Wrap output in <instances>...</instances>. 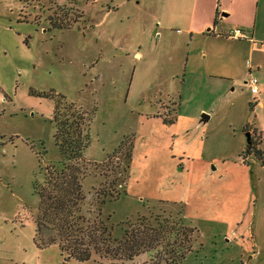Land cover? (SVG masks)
Wrapping results in <instances>:
<instances>
[{"label": "rangeland", "instance_id": "obj_1", "mask_svg": "<svg viewBox=\"0 0 264 264\" xmlns=\"http://www.w3.org/2000/svg\"><path fill=\"white\" fill-rule=\"evenodd\" d=\"M161 3L0 0V264H173L166 246L76 262L57 245H35L33 183L62 160L51 94L89 115L87 218L97 191L119 178L109 162L130 142L125 192L100 206L114 239L126 222L152 215L195 229L177 241L188 249L180 264H264V166L242 161L248 130L264 150V0L254 31L237 28L246 40L235 42L213 34L189 42L182 4L173 18Z\"/></svg>", "mask_w": 264, "mask_h": 264}, {"label": "trees", "instance_id": "obj_2", "mask_svg": "<svg viewBox=\"0 0 264 264\" xmlns=\"http://www.w3.org/2000/svg\"><path fill=\"white\" fill-rule=\"evenodd\" d=\"M51 97L55 101L52 115L54 141L62 160L58 165L44 166L42 179L33 183L38 196L37 215L33 222L35 245L42 249L57 245L65 261L76 262L89 261L93 256L132 260L155 251L157 246H166L164 252L167 257L173 264H180L188 249L177 244V241L189 242L194 228L181 222L177 229H173L166 218L151 215L137 218L133 223L126 222L122 239H114L107 219L102 217L101 204L115 200L125 192L132 153L130 142L115 152L114 166L110 162L108 164L110 171L117 169L114 173L119 178L113 177L107 187L97 191L94 218L85 216L81 179L86 165H90L83 157L89 145V115L67 102L62 95L51 94ZM248 131L250 139L242 161L245 163L248 156H254L264 166V150L258 148L259 144L262 145L261 134L257 131L258 140L254 135L256 130ZM117 186L122 190H115ZM176 230L179 236L169 240Z\"/></svg>", "mask_w": 264, "mask_h": 264}, {"label": "crops", "instance_id": "obj_3", "mask_svg": "<svg viewBox=\"0 0 264 264\" xmlns=\"http://www.w3.org/2000/svg\"><path fill=\"white\" fill-rule=\"evenodd\" d=\"M259 2L260 0H162L161 8L175 18L180 15L176 5L182 4L185 12L183 28L188 35V41L191 42L196 35L213 34L216 38L225 37L227 31L231 29L229 25L243 29L246 33L254 31ZM226 41L235 42L231 38Z\"/></svg>", "mask_w": 264, "mask_h": 264}, {"label": "built area", "instance_id": "obj_4", "mask_svg": "<svg viewBox=\"0 0 264 264\" xmlns=\"http://www.w3.org/2000/svg\"><path fill=\"white\" fill-rule=\"evenodd\" d=\"M225 37L227 38H231V39H237V40H244L246 39V36L243 35V33L239 30V29H233L228 31L225 34ZM247 69L249 71V76H248V80H247V84L250 86V91L253 95H257L259 93L258 89H257V79L256 77L251 73V67L249 65V63H247Z\"/></svg>", "mask_w": 264, "mask_h": 264}, {"label": "water", "instance_id": "obj_5", "mask_svg": "<svg viewBox=\"0 0 264 264\" xmlns=\"http://www.w3.org/2000/svg\"><path fill=\"white\" fill-rule=\"evenodd\" d=\"M209 119V117L208 116H206V115H202V122H206L207 120ZM249 139H250V133H246V140H247V143L249 142Z\"/></svg>", "mask_w": 264, "mask_h": 264}]
</instances>
